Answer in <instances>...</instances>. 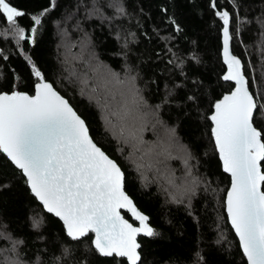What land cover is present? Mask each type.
Returning <instances> with one entry per match:
<instances>
[{
	"label": "trees",
	"instance_id": "trees-1",
	"mask_svg": "<svg viewBox=\"0 0 264 264\" xmlns=\"http://www.w3.org/2000/svg\"><path fill=\"white\" fill-rule=\"evenodd\" d=\"M10 2L26 14L18 18L26 35L35 26L32 16H40L41 24L34 42L17 43L0 19V32L7 31V36H0V94L33 95L37 81L25 59L29 57L85 120L94 141L121 166L126 194L159 234L138 238L140 264H247L228 223L225 197L230 176L223 171L211 135L213 106L234 88L222 79L227 72L221 56L223 22L215 13L229 12L232 53L244 64L250 92L264 104V0H216V9L211 0H55V6L52 0ZM113 3L124 11L118 12L110 6ZM80 48L92 60L87 61ZM97 65L121 80L135 78L151 114L144 139L151 143L157 132L173 129L191 157V176L183 159L169 160L163 172L137 169L132 159L139 163L141 153L113 137L104 112L90 98L96 84L92 69ZM74 72L76 81L70 77ZM85 79L88 89L82 94ZM253 120L264 130V112L257 109ZM168 177H180L177 185L193 179L197 184L177 203L169 194L176 189ZM166 187L170 190L165 193ZM0 233V259L11 256L14 241H22L13 258L28 264H56L57 258L59 264H126L122 258L96 253L91 233L71 241L62 223L43 210L21 171L2 153Z\"/></svg>",
	"mask_w": 264,
	"mask_h": 264
},
{
	"label": "snow or ice",
	"instance_id": "snow-or-ice-1",
	"mask_svg": "<svg viewBox=\"0 0 264 264\" xmlns=\"http://www.w3.org/2000/svg\"><path fill=\"white\" fill-rule=\"evenodd\" d=\"M52 5L55 6V0ZM110 6L124 11L118 3ZM211 7L217 8L216 0H211ZM93 11L98 12L99 8L94 7ZM215 14L223 22V62L227 72L222 79L232 82L234 88L213 106L214 112L209 117L211 135L223 171L231 177L225 201L228 221L239 238L247 264H264V130L254 126L253 120L257 109L264 112V104L250 92L244 64L232 53L229 12L217 10ZM25 15L10 0H0V19L17 43L34 42L41 24L40 16H32L35 26L30 29L31 35H26L18 22ZM0 36H7V31L0 32ZM25 59L37 81L35 95L0 94V153L26 177L43 209L63 222L71 241H81L91 233L92 246L100 256L140 264L141 245L137 237L159 234L149 225V217L126 194L121 166L94 141L85 120L46 80L40 68L29 57ZM92 71L96 84L90 89L94 94L90 98L104 112V123L113 137L131 145L134 153H141L139 163L132 159L137 169L163 172L169 160L183 159L187 175L191 176V157L179 145L173 129H165L163 134L157 132V140L151 143L144 139L151 114L146 111L149 106L136 87L135 78L121 80L103 65ZM82 83L83 94L89 82L85 79ZM167 182L176 189L169 194L177 203L182 202L178 197L194 191L197 184L193 179L177 185L174 177H168ZM121 209L130 213L139 226L125 219ZM34 223L39 226L40 222ZM21 243L14 241L9 250L11 256L0 259V264H28L13 258L17 257V246ZM64 253L69 254V249L65 248Z\"/></svg>",
	"mask_w": 264,
	"mask_h": 264
},
{
	"label": "water",
	"instance_id": "water-1",
	"mask_svg": "<svg viewBox=\"0 0 264 264\" xmlns=\"http://www.w3.org/2000/svg\"><path fill=\"white\" fill-rule=\"evenodd\" d=\"M221 34H222V32H221ZM221 43H222V50H221V56H222V60H223V34H222V36H221ZM227 67V66H226ZM232 83V82H231ZM14 92H17V91H14ZM12 93V92H11ZM11 93H1V94H11ZM21 93H23V92H21ZM27 94V93H26ZM29 95V94H28ZM33 95H35V87H34V92H33ZM214 112V111H213ZM255 114V113H254ZM215 142V141H214ZM3 154V153H2ZM219 154V153H218ZM7 159H8V157L5 155V154H3ZM9 160V159H8ZM10 161V160H9ZM11 162V161H10ZM222 162V161H221ZM12 163V162H11ZM13 165V164H12ZM14 167H15V165H13ZM16 168V167H15ZM17 169V168H16ZM19 170V169H18ZM20 171V170H19ZM22 173V172H21ZM23 175V174H22ZM25 179H26V177H24ZM27 182V181H26ZM28 185V184H27ZM230 186H231V177H230ZM230 186H229V188H230ZM28 188L30 189V187L28 186ZM229 190V189H228ZM30 191H31V189H30ZM31 194H32V192H31ZM33 195V194H32ZM34 196V195H33ZM226 196H227V193H226ZM35 197V196H34ZM130 198V197H129ZM131 199V198H130ZM37 200V199H36ZM132 200V199H131ZM38 201V200H37ZM225 201H226V197H225ZM38 203H39V201H38ZM134 203V202H133ZM40 204V203H39ZM41 205V204H40ZM42 206V205H41ZM42 208H43V206H42ZM44 210V209H43ZM45 211V210H44ZM225 211H226V205H225ZM46 212V211H45ZM47 213V212H46ZM123 213H126L128 216H129V218H130V220L129 219H127V218H125V219H127L130 223H132L133 224V222L134 223H136V225L135 224H133L134 226H139V224H138V221H135L133 218H132V216H131V214L130 213H128L126 210H124V209H121V214L123 215ZM47 214H49V215H52V214H50V213H47ZM226 215H227V211H226ZM53 216V215H52ZM124 216V215H123ZM53 217H55V216H53ZM56 219H58L59 220V218L58 217H55ZM227 219H228V216H227ZM60 221V220H59ZM61 223H62V225H63V222L62 221H60ZM228 223H229V225H230V227H231V224H230V222L228 221ZM232 228V227H231ZM233 230V229H232ZM233 232L235 233V231L233 230ZM236 235V234H235ZM139 237H145V236H143V235H141V236H138L137 237V242H138V238ZM237 237V236H236ZM93 238H94V236H93ZM238 238V237H237ZM238 240H239V238H238ZM139 243V242H138ZM242 250V249H241ZM139 251V250H138ZM243 252V251H242ZM246 259V258H245ZM246 262H247V260H246Z\"/></svg>",
	"mask_w": 264,
	"mask_h": 264
},
{
	"label": "rangeland",
	"instance_id": "rangeland-1",
	"mask_svg": "<svg viewBox=\"0 0 264 264\" xmlns=\"http://www.w3.org/2000/svg\"><path fill=\"white\" fill-rule=\"evenodd\" d=\"M62 47H63V44L61 45ZM79 53H81V54H83L84 56L86 55V59H87V61H90V60H92V57H90L89 55H88V53H87V51L84 49V48H80L79 49ZM75 59V58H74ZM75 74H76V72H74ZM72 79H74L75 80V78H74V76L72 75V76H70ZM78 80H79V78H77ZM76 81V80H75ZM77 83V82H76ZM78 85V84H77ZM146 171H147V168L145 169ZM152 171H155V169H152ZM176 180H179L180 181V177H176L175 178ZM192 181V180H191ZM165 184V183H164ZM167 189V190H166ZM164 191H165V193L166 192H169V190H170V188L169 187H166L165 189H163Z\"/></svg>",
	"mask_w": 264,
	"mask_h": 264
}]
</instances>
